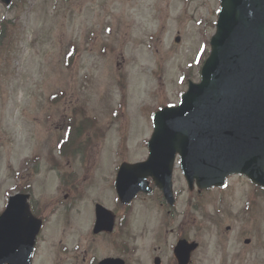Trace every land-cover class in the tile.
<instances>
[{
  "label": "rangeland",
  "instance_id": "obj_1",
  "mask_svg": "<svg viewBox=\"0 0 264 264\" xmlns=\"http://www.w3.org/2000/svg\"><path fill=\"white\" fill-rule=\"evenodd\" d=\"M15 3L10 9L0 4V136L6 149L5 157L0 156V209L20 187H33L34 204L42 206L50 228L41 238L35 264H97L107 256L127 264H153L159 256L152 250L156 233L165 237L160 257L168 264L177 232L193 239V221L201 223V215L219 220L208 219L200 231L202 248L193 255L195 264H264V197L257 203L259 210L244 214L251 183L234 177L223 199L215 194L205 202L200 199L203 206L195 208L179 161L173 177L175 210L168 213L167 207L158 206V192L140 196L129 231L120 226L115 239L98 240L93 253L89 232L86 237L93 220V205L87 203L112 196L120 163L147 158L150 115L178 104L190 80L199 82L200 60L215 33L220 0ZM75 109H84L97 125L86 158L67 163L57 144ZM110 198L101 201L112 207L115 192ZM225 210L230 215L221 214ZM69 220L76 227L69 228ZM227 226L235 231L233 237L254 231L261 236L241 261L231 260V253L216 245ZM78 242L82 254L75 260L70 250ZM89 249L90 260L84 262Z\"/></svg>",
  "mask_w": 264,
  "mask_h": 264
},
{
  "label": "water",
  "instance_id": "obj_2",
  "mask_svg": "<svg viewBox=\"0 0 264 264\" xmlns=\"http://www.w3.org/2000/svg\"><path fill=\"white\" fill-rule=\"evenodd\" d=\"M12 1L0 0L7 7ZM211 48L201 83H190L178 107L154 116L149 160L122 165L117 191L123 204L150 192L147 179L152 177L173 205L177 154L188 182L197 180L200 189L223 187L233 174L264 186V0H221ZM27 200L12 198L0 216V264H32L41 224ZM103 211L97 207L96 232ZM196 248L180 242L175 249L178 263L189 264ZM100 264L124 262L107 259Z\"/></svg>",
  "mask_w": 264,
  "mask_h": 264
},
{
  "label": "flooded vegetation",
  "instance_id": "obj_3",
  "mask_svg": "<svg viewBox=\"0 0 264 264\" xmlns=\"http://www.w3.org/2000/svg\"><path fill=\"white\" fill-rule=\"evenodd\" d=\"M5 152H6L5 137L0 136V156H2V158L5 157ZM115 180H116V178H115ZM115 180L112 183V186L114 187L113 192H115ZM150 182H151V180H150ZM151 187H152L153 191L150 193L149 196L158 192L160 195V201L158 203L159 204L158 206L165 208L166 204H165L163 195L157 189L154 188L152 182H151ZM228 187H229V185H228ZM2 189H3V187H2ZM22 189L27 191V192H23V193H30L31 196L33 195L32 187H30V186L28 188L22 187ZM227 189L228 188L213 189V190H210L207 192H202V193H199L198 191H196V195H197V198H201V197L206 196L212 192L213 194H218L220 196V199H223L225 197L223 192L226 191ZM248 190L249 191H248V194L246 196V203H245L244 208H247L249 205H251V212H253L255 210V205L252 202L258 203V201L262 197H264V189L257 187V186H253L251 184V186ZM104 196L105 197L102 200H104L106 203H108L107 200L110 197H108L106 194ZM67 197H68V195H67ZM67 197H66L67 201H69L71 203L77 202V200H73V199H70ZM110 199L113 200L112 198H110ZM4 202H5V200H4ZM98 204L103 205L106 208H108V210H110L112 212V214L109 215L106 218L105 223H103L101 225V227H100L101 232L96 234L94 232L95 220H96L95 207ZM133 204H131L129 206H123L119 203V200L117 198L114 199V202L112 201L109 204L112 207L106 206L101 200H96V201H93L89 204V205H93V211H92L93 220H92L91 224H89V226L86 228V237L88 236L87 232H89L88 239H91V245H92V252H90V253H93L96 251V249L99 245L97 242L98 240H105V239L106 240H108V239L114 240L115 237L117 236V233L119 231L120 226L129 231L131 224H132L133 215H134V206L135 205H133ZM31 207H32L34 213L38 216V218L43 220V223H44L43 227H42L43 232L46 235L49 234L50 228L46 227L47 223L49 221H48L47 217L42 213V209H43L42 206L41 205L35 206L34 201L31 200ZM5 209H6V203H4L3 210L1 212H3ZM167 212L171 213L170 210H167ZM225 212H226V210L221 212V214L224 215ZM243 213H244V210H243ZM225 215H230V212L225 213ZM113 217H114V221H113ZM208 219H210L212 221L219 220V219L215 218V216L201 215V220H202L201 223L199 222L198 219L193 221L192 228H193V233H194L195 237L193 239H191V237L188 236L186 233L183 234L181 231H178L176 236L174 237L173 242L171 243V249L176 245V243H178L183 238L188 239V240H192V241H199L200 240L199 233H200V231H203L204 229H206L205 223ZM67 224H69V228L74 226V225L76 227V222H74L72 220L67 221ZM111 228H113L114 230L109 232V230H111ZM234 232L235 231H233L231 229V226H227L226 233H222V235L217 236L216 245L220 250L224 251L225 253H228V254L231 253L230 254V255H232V256H230L232 258L231 260L238 262V261H241L243 259L244 255L246 254V252L249 249L260 244L261 236L259 235L258 231H254L251 233L238 232L233 237L231 234H233ZM196 234H197V236H196ZM135 238L138 239V236L135 235ZM153 240H154V245L152 246V250L156 251L159 255V256H155L153 258V262H155L156 259H159L161 262L160 264H163L162 263L163 259L160 257L161 256V252H160L161 247L159 244H162V241H165V237L156 233L153 237ZM201 245H202V242L199 243V249L198 250H200L202 248ZM240 247H242V248H240ZM132 249H133V252H135L136 249L134 246H132ZM230 250H231V252H230ZM70 251L73 254V259L76 260V257L79 256L80 254H82V251H81L80 246H79V242ZM89 251H90V249L83 253V255L85 256V258L83 259L84 262H88L90 260L91 254H89ZM108 257H112V256H107L106 258H108ZM95 261L96 260L93 259L92 263ZM172 261L173 262H170L168 264H176V261H174V260H172ZM98 262H97V264H98ZM256 262H257V264H259V262L257 260H256ZM193 263L195 264L194 260H193Z\"/></svg>",
  "mask_w": 264,
  "mask_h": 264
}]
</instances>
